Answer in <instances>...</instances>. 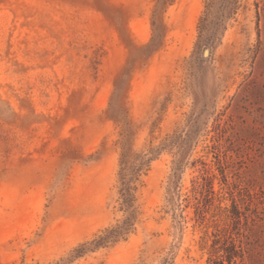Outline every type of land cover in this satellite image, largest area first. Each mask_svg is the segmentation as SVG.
<instances>
[{
  "label": "rangeland",
  "instance_id": "obj_1",
  "mask_svg": "<svg viewBox=\"0 0 264 264\" xmlns=\"http://www.w3.org/2000/svg\"><path fill=\"white\" fill-rule=\"evenodd\" d=\"M264 264V0H0V264Z\"/></svg>",
  "mask_w": 264,
  "mask_h": 264
},
{
  "label": "trees",
  "instance_id": "obj_2",
  "mask_svg": "<svg viewBox=\"0 0 264 264\" xmlns=\"http://www.w3.org/2000/svg\"><path fill=\"white\" fill-rule=\"evenodd\" d=\"M235 255L234 254H230V255H228L227 256V261L229 262V264H233V262H235ZM222 264H224V263H222Z\"/></svg>",
  "mask_w": 264,
  "mask_h": 264
}]
</instances>
